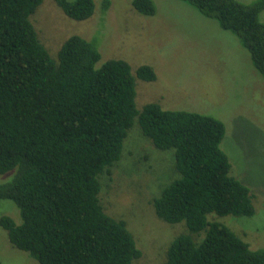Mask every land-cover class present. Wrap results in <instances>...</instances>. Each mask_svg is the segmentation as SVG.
I'll use <instances>...</instances> for the list:
<instances>
[{
	"label": "trees",
	"instance_id": "trees-1",
	"mask_svg": "<svg viewBox=\"0 0 264 264\" xmlns=\"http://www.w3.org/2000/svg\"><path fill=\"white\" fill-rule=\"evenodd\" d=\"M54 1L72 19L94 11L93 0ZM183 1L234 32L264 77V0ZM41 2L0 0V173L14 170L0 183V198L12 200L21 217L0 216L11 244L41 264H133L141 250L126 221L104 210L100 189L136 119L155 147L173 149L177 175L152 204L185 230L170 241L165 264H264V246L250 247L208 217L254 211L248 186L230 174L219 146L224 123L154 101L137 108L134 78L154 80V68L143 63L133 72L114 57L97 64V45L77 33L52 57L30 20ZM131 4L155 11L153 0Z\"/></svg>",
	"mask_w": 264,
	"mask_h": 264
},
{
	"label": "rangeland",
	"instance_id": "rangeland-1",
	"mask_svg": "<svg viewBox=\"0 0 264 264\" xmlns=\"http://www.w3.org/2000/svg\"><path fill=\"white\" fill-rule=\"evenodd\" d=\"M93 1V13L82 20L65 15L54 0H42L37 6L30 20L49 54L55 58L63 40L77 33L97 45V64L114 57L126 60L133 72L143 63L154 68V80L134 78L137 108L154 101L163 108L220 119L225 133L219 146L229 158L230 174L248 186L254 211L248 216L209 213L208 217L224 222L250 247L264 246V77L239 37L183 0H153L151 14L135 10L132 0ZM259 17L264 21V9ZM111 170L101 178L102 203L108 214L126 221L140 248L133 264H165L170 241L185 230L183 221L158 217L152 204L177 175L173 149L155 147L134 119ZM13 174V169L0 173V183ZM3 214L21 221L10 199L0 198ZM0 262L41 264L11 244L1 225Z\"/></svg>",
	"mask_w": 264,
	"mask_h": 264
}]
</instances>
